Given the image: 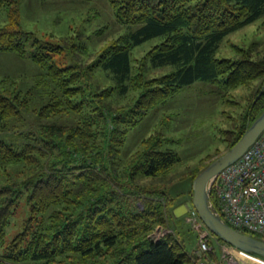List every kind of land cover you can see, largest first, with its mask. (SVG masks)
I'll use <instances>...</instances> for the list:
<instances>
[{"label":"trees","instance_id":"1","mask_svg":"<svg viewBox=\"0 0 264 264\" xmlns=\"http://www.w3.org/2000/svg\"><path fill=\"white\" fill-rule=\"evenodd\" d=\"M108 3L117 21L138 27L85 62L79 56L86 48L76 38L44 40L20 24L18 0H0L7 10L0 51L35 63L41 70L35 86L46 94L47 81L52 85L48 100L30 109V92L10 89V81L0 79V245L23 191L29 211L23 229L0 252V264H196L197 254L187 250L193 241L172 233L156 241L148 237L173 218L172 205L182 194L162 182L176 174L171 169L180 161L165 147L173 140L154 130L126 160L117 155L127 133L153 107L199 80L218 86L221 113L229 123L219 128L227 149L264 108V45L255 56L240 47L237 59L214 55L224 35L264 15V0ZM155 36L163 39L133 70L131 47ZM63 51L71 62L59 65L54 56ZM147 66L169 70L147 77ZM99 74L111 83L92 81ZM238 88L246 91L236 96L231 89ZM27 112L42 123L36 129L14 128L15 139L7 140L9 122L25 121ZM63 118L73 122L59 124ZM12 164L25 165V172L11 174L7 166ZM205 165L188 174L190 199L192 180ZM155 177L162 180L143 181Z\"/></svg>","mask_w":264,"mask_h":264},{"label":"rangeland","instance_id":"2","mask_svg":"<svg viewBox=\"0 0 264 264\" xmlns=\"http://www.w3.org/2000/svg\"><path fill=\"white\" fill-rule=\"evenodd\" d=\"M18 10L22 27L34 32L44 40L61 43L68 37L76 38L75 43L78 46L84 45L86 48V53L81 52L79 56L85 62L96 57L102 46L138 27V25L129 26L117 21L108 0H18ZM6 23L7 10L4 5H0V26ZM104 27L103 32H98L100 28ZM162 39L163 36H155L131 47L130 64L133 70L138 68L139 62L146 52ZM263 45L264 15L224 35L214 55L216 58L237 59L240 57L237 47H240L251 50L255 56L256 51L261 50ZM65 52L63 51L64 55L55 54L54 60L57 64L66 65L71 62ZM168 70V67L147 66L145 74L147 77H155ZM39 73H41L40 68L28 57H20L14 52L0 51V79L7 78L10 81V89L16 86L17 89L21 88L24 92L29 91L30 109L46 102L49 94L51 95L50 81H47V94L43 88L35 86V80ZM92 81H100L101 85L111 83L109 77L100 74L94 76ZM217 89L218 86L199 80L177 92L167 102L156 105L127 133L120 154L117 155L121 161L126 160L128 155L135 151L139 141L154 130H159L164 136L171 138L173 142L165 147L173 148L180 156V161L171 169L176 171V174L162 178L164 181L159 177L145 178L143 181L157 183L162 180L165 185H172L176 189L181 188L182 194L177 200L178 205L190 200V175L188 174L194 168L207 164L227 149L219 128H227L229 123H225L221 113V109L224 107L219 103L218 93L215 92ZM231 91L237 96L246 89L238 88L231 89ZM25 115L23 122H9L5 129L7 140L15 139L13 135H10V131L14 128L36 129L42 123L34 117L32 112H27ZM60 121L62 123L59 122V124L73 122L70 118H63ZM13 165L7 166V171H10L11 174L25 172L21 171L26 169L25 165ZM30 168L32 169V167ZM3 173L6 172L3 171ZM184 173L186 176L183 175ZM25 199L26 192L23 191L17 200L15 212L5 228L0 252L3 251V247L10 239L24 227V222L29 215ZM178 205H172L173 209ZM180 217L173 216L168 219L166 225H157L148 237L156 241L167 233H172L186 242L193 241L188 244L187 250L189 253L195 252L198 246V229L193 227L192 223L187 222V214ZM209 239L210 250L206 254L208 255L207 259L209 262L219 264L223 242H219L213 236Z\"/></svg>","mask_w":264,"mask_h":264},{"label":"built area","instance_id":"3","mask_svg":"<svg viewBox=\"0 0 264 264\" xmlns=\"http://www.w3.org/2000/svg\"><path fill=\"white\" fill-rule=\"evenodd\" d=\"M210 200L221 218L233 228L257 234L264 240V130L233 163L223 168L210 186ZM187 222L198 229L196 264H214L206 254L211 233L195 210L187 213ZM223 244L219 264H264V258Z\"/></svg>","mask_w":264,"mask_h":264},{"label":"water","instance_id":"4","mask_svg":"<svg viewBox=\"0 0 264 264\" xmlns=\"http://www.w3.org/2000/svg\"><path fill=\"white\" fill-rule=\"evenodd\" d=\"M263 130L264 108L231 147L210 160L195 175L191 184V199L172 210L174 217L185 215L191 209L195 210L200 221L214 236L228 245L262 258H264V240L227 224L210 200V186L217 174L235 162L255 142Z\"/></svg>","mask_w":264,"mask_h":264}]
</instances>
